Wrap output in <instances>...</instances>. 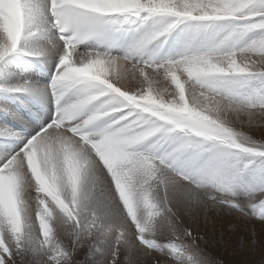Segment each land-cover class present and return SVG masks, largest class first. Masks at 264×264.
<instances>
[{
    "label": "snow or ice",
    "instance_id": "6c2138e0",
    "mask_svg": "<svg viewBox=\"0 0 264 264\" xmlns=\"http://www.w3.org/2000/svg\"><path fill=\"white\" fill-rule=\"evenodd\" d=\"M226 218L264 225V0H0V264H211Z\"/></svg>",
    "mask_w": 264,
    "mask_h": 264
},
{
    "label": "rangeland",
    "instance_id": "374dc122",
    "mask_svg": "<svg viewBox=\"0 0 264 264\" xmlns=\"http://www.w3.org/2000/svg\"><path fill=\"white\" fill-rule=\"evenodd\" d=\"M237 223V230L230 232L228 225ZM256 230L257 244L253 246L251 229ZM216 240L211 242L207 248V254L211 264H260L264 260V225L260 223L236 222L225 219L216 226ZM223 231V240H220V233ZM200 232L207 239L212 235L213 228L209 225H200ZM243 237L245 244L240 245V238Z\"/></svg>",
    "mask_w": 264,
    "mask_h": 264
}]
</instances>
